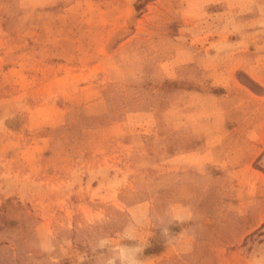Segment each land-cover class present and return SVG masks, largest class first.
I'll list each match as a JSON object with an SVG mask.
<instances>
[{"label":"rangeland","instance_id":"374dc122","mask_svg":"<svg viewBox=\"0 0 264 264\" xmlns=\"http://www.w3.org/2000/svg\"><path fill=\"white\" fill-rule=\"evenodd\" d=\"M0 264H264V0H0Z\"/></svg>","mask_w":264,"mask_h":264}]
</instances>
